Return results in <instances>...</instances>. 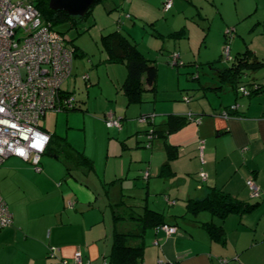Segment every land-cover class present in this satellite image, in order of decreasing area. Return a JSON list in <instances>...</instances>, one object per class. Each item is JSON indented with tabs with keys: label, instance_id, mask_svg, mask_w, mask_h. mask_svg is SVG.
I'll use <instances>...</instances> for the list:
<instances>
[{
	"label": "crops",
	"instance_id": "crops-1",
	"mask_svg": "<svg viewBox=\"0 0 264 264\" xmlns=\"http://www.w3.org/2000/svg\"><path fill=\"white\" fill-rule=\"evenodd\" d=\"M170 1L172 7L167 8L166 3ZM118 3L113 0L111 9L122 4L124 8L122 14L128 18L127 23L130 21L133 23V27L128 34L124 32L123 27H118L117 30L131 38L144 56L155 59L158 68V51L164 55L166 43L153 49L149 46L151 43L147 41L145 48L148 51H145L138 40L141 33L144 40L146 37L144 32L148 30L146 25L144 28L141 27V23H154L160 19L170 20L179 16L188 17L191 16V7H195L196 13L200 14L210 4L213 12L230 23L231 27L237 24L236 37L243 38L245 36L243 33L249 31L253 39L248 44L244 37L245 47L250 45L256 57L264 62V4L259 1H256L252 10H247L246 6L240 9L237 2L233 6L230 4L231 0L228 5L225 0H119ZM241 15L244 19L255 16L252 27L246 32L239 21ZM226 35H229L228 31ZM185 36L187 35L182 27L180 29L171 27L165 32L153 29L150 34V38L156 42L157 38L163 41L172 39L173 41L168 42L173 43L174 49L168 50V57L178 51L185 62L183 65L193 66L197 63L193 47L189 50L180 48L182 41L187 40ZM238 48L236 53L242 52L241 45ZM189 52L192 53V57H187L186 54ZM153 53L156 55L153 56ZM120 69L121 74L125 72L124 83L127 78V67L124 69L120 66ZM220 70L218 69L219 75ZM121 74L117 73L115 77L111 75L116 88L117 83L121 82ZM225 81L229 82L233 96L222 98V93L217 91V98L204 94L203 101L166 109L164 120L154 123L156 121L154 119L152 123L155 129H162L165 132H159L158 136L149 139L148 147L142 144L144 137L138 135L140 139L138 138L137 144L139 147L143 145L144 148L142 156L132 158L127 168L114 169L110 173L107 171L109 168L102 172L95 167L97 176L92 170L94 167L92 158H96L94 153L87 148L83 152L77 150L68 140L69 135L64 136L69 143L68 149L62 148L59 144L54 147V143L57 144L59 141L58 131L52 127L53 116L48 119L46 114L43 119H47L48 122L50 120V129L45 125L41 127L52 136L48 148L51 157L43 158L47 152L41 156L42 169L38 171L31 161L16 156L6 158L0 166V191L13 214V223L0 230V264H53L54 260L49 258L51 246L58 247V255L67 257L70 261L74 260L75 252L80 250L86 264H106L113 247L114 231L118 229L116 225L111 228L110 220L115 223L119 221L116 222L114 219L116 203L109 204L104 201L103 207L99 199L105 191L106 194L110 192L112 185H116L115 200L124 196L118 184L125 180L126 176L128 178L132 170L137 171V178L141 176L147 180L148 195L161 192L164 200L172 206L175 205L176 210V214L170 215L169 218H166L163 211H159L164 215L167 224L178 228L176 233L170 235L160 228L161 225L152 226L145 230L142 238L137 237L133 240L135 244L143 242L144 261L147 264L164 262L223 264L220 263L222 258H229L236 264H264V86L255 94H241L231 85L230 80ZM258 81L264 83V79ZM123 83L121 84L123 94L117 93L118 90L117 94L113 95L116 106L110 111L116 113L115 115H122L123 121L128 116H137L141 119L143 116L151 115L150 109L144 104L147 102L144 94L139 101L130 102L124 93ZM222 87L220 84L215 89L219 90ZM78 98L84 115L93 117L89 108L98 97L91 100L88 98V102L85 98ZM99 100L101 101L100 98ZM121 100L127 101L126 104L121 105ZM108 102L110 101L104 100V103L110 106ZM234 104L238 105L237 109H231ZM226 110H229L228 115L223 114ZM189 112L200 117L175 131L166 132L167 121L171 115L184 116ZM107 114L105 113L104 118L101 115L95 119L104 125ZM119 129L121 126L116 130L122 132L121 137L125 134H134L130 133L129 127L126 133L123 128L122 131ZM148 130H145L147 135ZM61 137L63 136H59V139ZM60 152L70 156L69 162H65L66 167L59 166L52 158L55 156L57 159ZM81 153L90 161L82 159ZM108 157L110 148L106 152L107 163ZM251 177L262 190L259 198H254L250 194L246 182ZM110 183L112 185L106 188V184ZM217 190L227 192L236 200L257 205L250 211L231 212L224 217L215 215L210 209L193 212L188 207L190 199L204 198L211 191ZM109 205H112L113 218L107 221ZM148 208L149 205L145 206V209ZM134 212L138 214L136 207ZM123 213L129 215L131 210L127 207ZM179 217H182L184 222L180 223ZM127 220L129 227L121 230H130L136 226L135 219ZM212 221L221 225L222 234L219 239L213 238L206 228L205 223Z\"/></svg>",
	"mask_w": 264,
	"mask_h": 264
},
{
	"label": "rangeland",
	"instance_id": "rangeland-1",
	"mask_svg": "<svg viewBox=\"0 0 264 264\" xmlns=\"http://www.w3.org/2000/svg\"><path fill=\"white\" fill-rule=\"evenodd\" d=\"M116 1L117 4H119V0ZM256 1L264 4V0H231L230 4L235 6L237 2L239 7H241L240 9L246 6L247 10H252L253 7H255ZM229 2L230 0H225L226 5H228ZM111 4H113V0L98 1L92 6L91 12L85 17H81L75 20V22L69 19L68 21L55 25V28L64 34L67 39V44L77 48L73 65L74 71L72 76L65 83L64 88L75 92L77 99H79L78 97H82L85 98L87 102L88 98L91 100L98 97V99L93 100L92 107L89 108L92 113L90 115L93 117L84 115V112L80 109H75L61 111L59 113L49 111L47 113L48 119L50 116H53L52 127L53 129H57V139L59 141H61L59 136L68 137L69 135L68 140L77 150L83 152V150L87 148L91 153H94L96 158H91L94 160V167L92 170L95 173V176H97L94 171L95 167L102 172L106 168H109L107 171L110 173L113 172L114 169H120L123 167L127 168L132 158L136 159L142 156V150L144 149L143 145L148 147L149 143V135L145 133V130L154 129V126L152 125L154 119H156L154 123L164 120V113L167 111L166 109L186 106L187 104H195L199 101H203L204 94H207V97L211 96L217 98V91L222 93V98L233 96V91L231 86H229V82L219 80L221 77L218 73V69H224L232 63L233 60L230 59H233L238 55L236 52L239 49V45H241L243 49L242 51L246 49L244 37H246V42H248V44H250L251 39H253L252 36L249 35V31L243 33V36L245 35L243 38L236 37L238 34L235 32L237 24H234L231 27L230 23L225 22L220 16H217V14L213 12L211 4L207 5L200 14L196 13L195 7H191V16L188 17L179 16L178 18L170 20L160 19L154 23H141V27L144 28V25H146V29L148 30L147 32H144V34H146L144 40L141 38L142 33L139 34L140 38L138 41L141 47L145 51H148L145 48L147 41L151 43L149 46L153 49L162 47L164 43H166L163 49V53L165 54H159L161 51H158L159 75L156 90L154 92L146 91L144 93V99L147 101L144 104L150 109L149 111L152 113L151 117H148L146 120H141L140 117L137 116H128V118L123 121L121 117L122 115H115L116 113L114 114L110 110H113L116 106L115 97L113 95L117 93L123 94L121 84L125 78V72L121 74L122 71L120 66L124 69L126 66L125 63L105 61L107 53L103 43V35L113 30H117L118 27H123L124 32L128 34L129 31H131L130 28L133 27V23L131 21L128 23L126 22L128 18L125 14H122L124 8L121 3L120 6L113 9L110 7ZM260 11H262V5L260 6ZM243 17L244 16L241 15L239 21L240 24L245 27L244 32H246V30L252 27V20L255 16H250L245 19ZM171 27H176L178 29L182 27V30L187 35L184 38L187 40L182 41L180 48L182 50H189L190 47H193L196 54L195 59H197L198 64L195 63L193 66L183 64L178 66L174 65L171 62L173 53L170 54L169 57L167 54L168 50L171 51L174 49L172 48L174 46L173 43L168 42L173 40L165 39V41H163L161 38H157L158 42H156V40L154 41L153 38H150L153 29H156L159 32H165ZM227 31L229 32V35H226ZM154 55L156 54L153 53V56ZM186 55H188L187 57H192L191 52ZM117 73L121 74V82L120 84L117 83L116 88L113 84L111 75H114L115 77ZM238 75H240L242 81L250 79L252 81H258L264 79V67H260L256 70L248 69L244 73ZM220 84L223 86L222 89L218 88L219 90H216L215 87ZM153 98H155V100H152ZM104 100L110 101L108 103L111 105H106ZM142 101L143 100H141V102ZM188 101L190 102L187 103ZM126 102L127 101L122 102L121 100L120 104H126ZM105 113L108 114L106 122L103 125L95 118H97V116L100 117L101 115L104 118ZM109 113H112L114 117L119 119L121 125H109ZM58 114L59 117H57ZM40 125H45L50 129L51 122L50 120L48 122L47 119H42ZM120 126L121 129L119 130L122 131L123 128V131L126 133L129 127L130 133L133 132L134 134H125L126 136L124 135L121 137L120 133L122 132L116 131ZM136 132H139V134H136ZM138 135L144 137L142 147H139L137 144L138 138L140 139V136L138 137ZM127 140H129V142ZM124 142L126 143L125 145L123 144ZM56 146H58V143H54V147ZM108 148H110V157H108L109 162L107 163L106 152ZM50 155L51 154L48 150L43 158ZM54 157L55 156H52V158L58 162L59 166H67L65 162H69V158L64 152H60L57 159ZM137 175V171L132 170L128 178L126 176L125 180L120 181V184L118 185L122 189L124 196H121L118 200H115L114 198L116 185H112L111 183L106 184V188H109L112 185V189L107 194L105 191L102 194L103 196L99 199L102 206L104 207L105 202L109 204H117L123 201L125 205H122L119 209L122 213L124 212V209L128 207L127 205L130 204L136 205V210L138 212H144L145 206L149 205L152 209L163 211L166 218H169L170 215L176 214L175 205L172 206L168 204L164 200V195L161 194V192H155L153 195H148L147 180L143 179L141 176L137 178ZM152 180H154V178H152ZM107 209L108 221L110 218H113L112 205H109ZM177 214L179 213L177 212ZM178 220L180 223L184 222L182 217H179ZM110 221L112 229L114 228V225L120 230L129 227V220L127 219L121 220L117 223L113 220Z\"/></svg>",
	"mask_w": 264,
	"mask_h": 264
},
{
	"label": "built area",
	"instance_id": "built-area-1",
	"mask_svg": "<svg viewBox=\"0 0 264 264\" xmlns=\"http://www.w3.org/2000/svg\"><path fill=\"white\" fill-rule=\"evenodd\" d=\"M166 6L172 7V2ZM75 56V47L67 44L64 34L43 16L34 0H0V166L6 158L16 156L31 161L36 170L42 169L41 156L52 136L41 127V120L49 111H70L79 103L76 94L64 88L73 74ZM171 58L174 65L183 64L179 53L174 52ZM239 90L250 93L244 86ZM223 114L228 115L227 110ZM148 117L151 115L141 120ZM108 123L120 125L112 113ZM153 137L149 135V139ZM246 183L252 197H261L254 178ZM12 223L13 214L0 191V230ZM160 228L170 235L178 231L169 224ZM58 251L56 246L49 248L53 264H86L80 250L73 261ZM220 263L236 264L229 258L220 259Z\"/></svg>",
	"mask_w": 264,
	"mask_h": 264
},
{
	"label": "trees",
	"instance_id": "trees-1",
	"mask_svg": "<svg viewBox=\"0 0 264 264\" xmlns=\"http://www.w3.org/2000/svg\"><path fill=\"white\" fill-rule=\"evenodd\" d=\"M98 1L102 0H97L96 3ZM35 3L41 9L43 16L54 26L68 21L69 19L75 22V20L81 18L71 16L65 11H58L51 8L50 0H36ZM90 12L91 9L88 13ZM103 43L107 53L106 61L124 62L127 67V78L122 87L130 102L139 101L146 91L156 90L159 68L155 59L144 56L131 38L120 30H113L104 34ZM75 49L77 53V48ZM230 60H233L232 63L228 67L220 70V77L222 80H230L231 85L236 87L237 91L241 94L244 93L239 90L241 86L246 87L250 95L258 92L260 86H264V83L261 81H242L240 75H238L244 73L248 69L256 70L264 66V62L256 57L254 51L249 46H246L244 51L238 53L235 58ZM184 63L183 61V64ZM75 109L82 110L83 108L81 104L78 103ZM227 112L229 113V110ZM199 117V115L193 117L187 115H171L167 121L168 130H166V132L170 133L171 131H175L187 122L197 120ZM159 132L165 131L157 128L147 131L148 135L152 134L154 136H158ZM60 139L61 141H57V143L62 148L68 149L69 143L66 142V139L64 137ZM67 157L70 159L69 155H67ZM81 158L86 162L90 161L83 153H81ZM122 205H125L123 201L114 206L115 221L135 219L136 226L130 230L115 229L112 251L107 257L106 264H147L144 261L143 242L135 244L133 240L137 237L142 238L145 230L149 227L167 224L166 219L161 212L151 208L135 214L134 207H136V205L130 204L127 206L130 207L131 213L127 215V213L120 212L119 209ZM187 205L193 212H198L200 209H210L215 215L224 217L231 212L243 213L250 211L257 203H246L241 200H236L227 192L217 190L211 191L204 198L190 199ZM205 224L211 236L215 239H219L222 234L221 225H218L214 221ZM157 264L178 263L164 262Z\"/></svg>",
	"mask_w": 264,
	"mask_h": 264
},
{
	"label": "water",
	"instance_id": "water-1",
	"mask_svg": "<svg viewBox=\"0 0 264 264\" xmlns=\"http://www.w3.org/2000/svg\"><path fill=\"white\" fill-rule=\"evenodd\" d=\"M97 0H50V7L74 17H85ZM190 112L187 114L189 116ZM150 130V129H149Z\"/></svg>",
	"mask_w": 264,
	"mask_h": 264
}]
</instances>
